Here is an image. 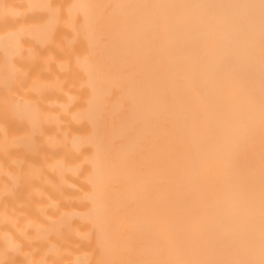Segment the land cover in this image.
I'll list each match as a JSON object with an SVG mask.
<instances>
[{
	"label": "bare ground",
	"instance_id": "1",
	"mask_svg": "<svg viewBox=\"0 0 264 264\" xmlns=\"http://www.w3.org/2000/svg\"><path fill=\"white\" fill-rule=\"evenodd\" d=\"M0 264H264V0H0Z\"/></svg>",
	"mask_w": 264,
	"mask_h": 264
}]
</instances>
